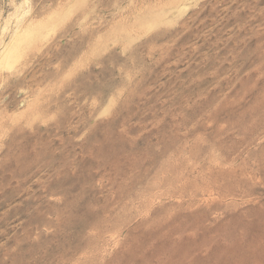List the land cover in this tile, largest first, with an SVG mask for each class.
<instances>
[{"label":"rangeland","instance_id":"rangeland-1","mask_svg":"<svg viewBox=\"0 0 264 264\" xmlns=\"http://www.w3.org/2000/svg\"><path fill=\"white\" fill-rule=\"evenodd\" d=\"M0 264H264V0H0Z\"/></svg>","mask_w":264,"mask_h":264}]
</instances>
